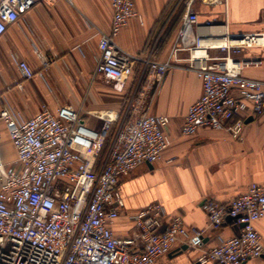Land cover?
I'll use <instances>...</instances> for the list:
<instances>
[{"label":"built area","instance_id":"2783aa9c","mask_svg":"<svg viewBox=\"0 0 264 264\" xmlns=\"http://www.w3.org/2000/svg\"><path fill=\"white\" fill-rule=\"evenodd\" d=\"M43 1L0 0V38L8 26ZM193 1L186 4L168 58L160 61L154 56L155 47L134 54L117 44L116 36L130 19L142 22V16L135 0H110L111 30H97L100 56L94 77L122 86L141 65L152 87L171 69L185 68L200 79L202 92L184 116L182 134L193 136L201 128H213L243 141L246 120L264 114V80L243 74L260 61L235 56L244 49L264 48V31L232 34L227 18L221 24H201ZM200 1L212 8L222 6L225 12L228 8V0ZM201 27L207 32L199 31L188 40L190 32ZM218 40L225 43H213ZM211 49L223 54L212 56ZM34 52L42 68L53 62L37 47ZM179 52L186 56L180 57ZM18 69L23 80L35 75L25 60L18 61ZM138 93L122 114L101 111L99 131L87 125L83 106H64L53 113L43 105L25 118L20 112L2 109L0 96V264H154L178 242L202 249L205 230L188 228L180 215L168 217L160 203L130 216L134 227L128 236L120 237L113 230L125 207L119 189L122 178L144 163L159 161L172 144L170 117L150 113ZM3 132L15 151L11 161L2 155ZM202 208L211 227L220 229L232 222L238 231L230 237L218 235L217 243L198 256L199 264H245L264 256L256 228L264 218V184L251 183L227 203L208 198Z\"/></svg>","mask_w":264,"mask_h":264},{"label":"crops","instance_id":"0c3cea01","mask_svg":"<svg viewBox=\"0 0 264 264\" xmlns=\"http://www.w3.org/2000/svg\"><path fill=\"white\" fill-rule=\"evenodd\" d=\"M183 1L135 0L142 22L130 19L116 36L117 44L134 54L155 47L154 56L166 60L184 15L176 14ZM195 3L194 0L191 6L201 14V24H221L227 18L232 34L264 31V0H228L226 12L222 6L212 8L203 2ZM112 18L110 0H46L32 6L0 38L1 108L28 118L43 105L53 113L64 106H83L87 125L99 131V113L113 110L122 114L127 97L139 87L138 96L142 95L150 113L170 117L168 132L172 144L159 161L144 163L122 178L119 189L125 207L113 230L120 237L128 236L134 227L130 216L151 203H160L168 217L180 215L188 228L204 229V245L198 250L178 242L173 251L154 264H199L198 256L217 243L218 235L230 237L238 231L232 222L220 229L211 227L202 208L204 200L227 203L251 183L264 184V114L251 117L246 123L243 141L213 128H201L193 136L183 135L184 116L202 92L201 81L194 72L173 68L152 87L141 65L135 67L133 76L122 86L94 77L100 56L97 30L109 32ZM207 30L194 28L188 40ZM36 47L53 60L47 69L41 67L34 52ZM210 54L221 56L223 51L211 49ZM178 55L185 57L186 52ZM235 58L260 61L258 66L245 68L243 74L264 80V48L244 49ZM20 60L27 61L35 70L31 80H23L18 69ZM19 83L23 87L19 88ZM256 228L264 243V218L256 223ZM245 264H264V256Z\"/></svg>","mask_w":264,"mask_h":264},{"label":"rangeland","instance_id":"374dc122","mask_svg":"<svg viewBox=\"0 0 264 264\" xmlns=\"http://www.w3.org/2000/svg\"><path fill=\"white\" fill-rule=\"evenodd\" d=\"M186 1V0H185ZM185 1H183L181 3V5H179V8L177 9V12L176 14L182 16L184 13H185V10H186V4H185ZM196 1V5H202L201 1L200 0H195ZM193 11H195L199 16L201 15L199 12H197V9H193ZM139 83L141 84L142 83V80L139 81ZM133 90V89H132ZM137 91H139V87L136 89V92L132 94L133 91H131L130 95L127 97V99L129 100L130 98H132V96H137ZM126 108V106H125ZM101 114V113H99ZM122 117H120L119 121L114 124L113 126V132L115 131V129L118 127L120 121H121ZM2 143H3V150H2V155H3V158L6 160V161H11L13 160V158L15 157V151L11 145V143L9 142L8 140V137H7V133L6 132H3V136H2Z\"/></svg>","mask_w":264,"mask_h":264},{"label":"bare ground","instance_id":"6f19581e","mask_svg":"<svg viewBox=\"0 0 264 264\" xmlns=\"http://www.w3.org/2000/svg\"><path fill=\"white\" fill-rule=\"evenodd\" d=\"M214 44H224L225 43V41L224 40H218V41H216V42H213Z\"/></svg>","mask_w":264,"mask_h":264},{"label":"trees","instance_id":"16d2710c","mask_svg":"<svg viewBox=\"0 0 264 264\" xmlns=\"http://www.w3.org/2000/svg\"><path fill=\"white\" fill-rule=\"evenodd\" d=\"M108 143V142H107ZM107 143H106V145L104 146V148H103V150H102V152H101V156L100 157H102L103 156V154H104V152H105V150H106V147H107ZM101 159V158H100Z\"/></svg>","mask_w":264,"mask_h":264},{"label":"water","instance_id":"95a60500","mask_svg":"<svg viewBox=\"0 0 264 264\" xmlns=\"http://www.w3.org/2000/svg\"><path fill=\"white\" fill-rule=\"evenodd\" d=\"M252 120V118L250 117V118H248L247 120H246V123H248V122H250Z\"/></svg>","mask_w":264,"mask_h":264}]
</instances>
